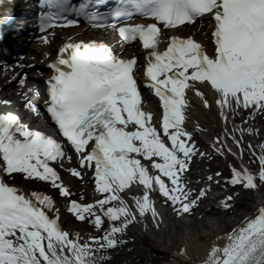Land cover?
Instances as JSON below:
<instances>
[{
	"label": "snow or ice",
	"instance_id": "obj_1",
	"mask_svg": "<svg viewBox=\"0 0 264 264\" xmlns=\"http://www.w3.org/2000/svg\"><path fill=\"white\" fill-rule=\"evenodd\" d=\"M103 3L41 0L47 10L40 12L39 30L61 22L77 25L80 20L69 18L74 14L92 28H113L120 43H138L146 52L144 64L138 65L136 55H118L104 42L69 40L48 64L44 108L56 134L31 127L13 112L0 113V264H101L103 253L122 242L132 223L151 215L159 227L154 197L182 215L206 195L205 188L194 195L189 187L194 156L227 160L242 157L247 147L256 169L241 159L230 165L227 176L217 171L206 179L246 189L264 184V141L253 145L244 139L258 134L252 121L264 115V0H118L97 10ZM12 14L13 9L4 10L5 16ZM137 15L147 22H126ZM204 16L211 24L206 42L176 34L186 22ZM48 39L41 37L43 43ZM138 67L159 101L155 122L153 111L143 107ZM201 88L212 92L224 124L223 135L210 142L211 152L201 151L185 126L186 90L203 97ZM203 102L210 107L207 99ZM25 106L37 111L31 100ZM65 162L76 163L68 170L79 178L84 168L93 169L90 201L83 195L73 198L58 170ZM14 174L50 184L94 234L82 240L64 229L54 197L8 183ZM231 199L226 197L222 206L230 207ZM223 239V246L210 243L200 264H264V204Z\"/></svg>",
	"mask_w": 264,
	"mask_h": 264
},
{
	"label": "bare ground",
	"instance_id": "obj_2",
	"mask_svg": "<svg viewBox=\"0 0 264 264\" xmlns=\"http://www.w3.org/2000/svg\"><path fill=\"white\" fill-rule=\"evenodd\" d=\"M204 22H208V17L204 18ZM78 31L57 32L55 38L50 43V46L40 47L34 45L28 55V58L34 57V60L23 62L24 64H34L33 68L29 67L28 69L29 78H39L35 75L34 70H36L37 68L39 69V67H43V64L47 62V60L43 57L45 54L50 52L51 46H56L57 44L55 43H58L59 40H68L71 36L76 35ZM181 31L182 29L178 30L177 34H182ZM190 34L196 36V38L200 41H205L203 30L200 33L195 31L194 29H190L185 32V35ZM94 38L105 40L110 44L116 42V39L112 38L111 35L104 36V34H102L101 32L96 33L88 31H79L77 37L74 40L77 41L84 39L85 41H88ZM113 47L117 49H123V47H119L116 43L113 45ZM125 54L131 56L133 54V51L125 50ZM39 60H42V64L39 63ZM11 75L13 76V74ZM12 76H8V78H12ZM26 85V88L21 90L25 92V96L21 100L22 102H19V100H17L16 105H14L15 107H12L13 110H15L14 108L20 110L21 105L25 104L27 100L35 102L34 99H32L33 95L31 85H37V88H40V84L37 80H34L33 84L26 83ZM7 89V91H4L5 95L10 90L9 87ZM201 91L205 93V96H200L195 89H191V92L188 95L186 128L191 125L190 129L188 130L192 131L194 136L196 135L198 137H204V147L209 148H206L205 150L211 152L212 149L209 147L210 142L217 135H223L222 129L224 127V124L218 114V106L215 103V98L212 92L208 91V89L206 88H201ZM9 95H12V93H10ZM204 99H207L209 101L210 107L205 106L203 102ZM21 112L24 116L25 122L29 123L33 127L44 125V122L41 120V118L33 116L28 108L22 110ZM258 117L259 115H257L255 119ZM246 119L250 118L246 117ZM201 125L203 127L202 129ZM197 126H199V130ZM251 126L257 129V124L255 121H252ZM230 128L231 124H229V129ZM210 133H213L214 135L211 136ZM200 139L204 140L202 138ZM244 139L245 144H247L250 141V136L246 134ZM243 156L238 159L241 160ZM232 159L235 161L237 158L232 157ZM203 163L207 165L203 166ZM191 168H195V173L198 174L191 176V179L196 181V183H201L203 181H206V171L215 170L216 166L210 161L207 156L203 158L197 156V158H195L191 163ZM67 183L69 182H66V184ZM30 185L31 184H27L26 186L21 187V189L32 190L33 186L31 187ZM218 185L219 184H215L214 186H211L209 188L206 187V195L212 190L216 189ZM70 189L72 190L71 187ZM45 192L50 193L49 191ZM255 197L256 201H264V197L261 195H256ZM239 199L243 200V197H239ZM205 200L207 202H210L208 204V207L206 208L209 209L213 206V212H210L208 209H205V211H198L199 209L197 208L196 213H194L195 218L190 221H177L178 217H176L174 220H171V222H169L166 219L165 211L161 206L157 204L156 208L160 216L162 217V221L159 223V227H157L156 222L153 221L151 215H148L146 219L138 220L137 223H135L131 227V233H133V235L138 239L137 242L139 244L142 243V245L147 248L148 252L141 250L137 251L134 255L135 258H133L136 261L134 264H200V262L207 255L210 243L218 242L221 246H223L225 243H227V240L223 239L226 233L230 232L234 228L242 226L245 218H250L254 214H256L249 207L245 208L243 207L242 203H239L238 208L244 210V213L226 221L224 218L225 216H222V214H232L234 212H232L229 208L222 209L221 207H215L214 200H212V198H205ZM180 252L184 253V255H180ZM149 253L160 255L164 259L163 262L155 263L154 260L152 261L153 255Z\"/></svg>",
	"mask_w": 264,
	"mask_h": 264
},
{
	"label": "rangeland",
	"instance_id": "obj_3",
	"mask_svg": "<svg viewBox=\"0 0 264 264\" xmlns=\"http://www.w3.org/2000/svg\"><path fill=\"white\" fill-rule=\"evenodd\" d=\"M253 197H254V195H252V194L245 195V196L243 197L244 200L242 201V205H243V207H245V208L250 207L251 204H252V198H253ZM237 200H238V199H237ZM238 202H239V201H237V203H238ZM242 212L244 213V211H243L242 209H238V208H237V214H238V213H242ZM224 218H225L226 221H228L229 219H231V218H233V217L230 216V217H224ZM77 225H78V224L73 223L71 220L65 224V226H66L67 228H71V229L73 230V233H79V232L82 231V230H78L79 227L76 228ZM86 238H87V237H86ZM120 240L123 242V244H126L125 239H120ZM136 248L140 249V248H142V246H141V245H137ZM143 249H144V248H143ZM145 250H146V249H145ZM110 251H111V253H113V254H116V253L119 252V250H117V249H115V248L111 249ZM106 252H107V251H106ZM126 253H127V252H126ZM129 257H133V254H130ZM155 257H157V260H158V261H160V262L163 261V259L160 258L161 256H159V255H155ZM127 263H128V259H127L125 256H123V257L120 258L118 261H111V262H109V263L104 262V263H102V264H127Z\"/></svg>",
	"mask_w": 264,
	"mask_h": 264
}]
</instances>
